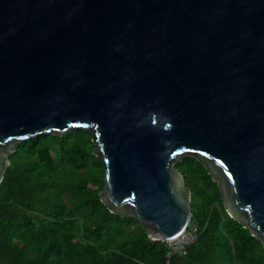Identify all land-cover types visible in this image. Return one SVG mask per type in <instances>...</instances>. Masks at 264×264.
<instances>
[{
  "label": "water",
  "instance_id": "obj_1",
  "mask_svg": "<svg viewBox=\"0 0 264 264\" xmlns=\"http://www.w3.org/2000/svg\"><path fill=\"white\" fill-rule=\"evenodd\" d=\"M79 127L153 243L191 221V156L264 249V0H0V182L21 141Z\"/></svg>",
  "mask_w": 264,
  "mask_h": 264
},
{
  "label": "trees",
  "instance_id": "obj_2",
  "mask_svg": "<svg viewBox=\"0 0 264 264\" xmlns=\"http://www.w3.org/2000/svg\"><path fill=\"white\" fill-rule=\"evenodd\" d=\"M93 147L82 127L17 145L0 182V264H165L164 241L100 200L104 165ZM176 166L199 231L168 264H264L261 243L227 214L206 167L191 156Z\"/></svg>",
  "mask_w": 264,
  "mask_h": 264
},
{
  "label": "built area",
  "instance_id": "obj_3",
  "mask_svg": "<svg viewBox=\"0 0 264 264\" xmlns=\"http://www.w3.org/2000/svg\"><path fill=\"white\" fill-rule=\"evenodd\" d=\"M198 231V225L191 220L182 233L171 240L165 241V264H168L169 259L173 254L184 255L187 246L197 237Z\"/></svg>",
  "mask_w": 264,
  "mask_h": 264
}]
</instances>
